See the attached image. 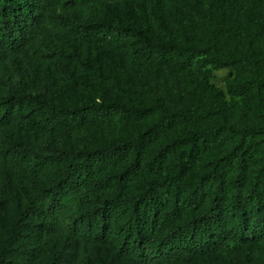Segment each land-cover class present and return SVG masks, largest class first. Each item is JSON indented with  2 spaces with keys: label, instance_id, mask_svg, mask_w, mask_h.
<instances>
[{
  "label": "trees",
  "instance_id": "16d2710c",
  "mask_svg": "<svg viewBox=\"0 0 264 264\" xmlns=\"http://www.w3.org/2000/svg\"><path fill=\"white\" fill-rule=\"evenodd\" d=\"M107 1L116 0H0V74L21 63L43 78L47 59L84 67L104 48L135 75L152 80L164 69L180 78L208 56V64L235 70L240 80L227 93L247 104L215 92L197 105L145 108L125 120L113 106L70 97H0V264H71L73 244L95 249L82 264H257L245 255L264 242L257 108L264 104V29L242 37L214 25L204 49L179 48L60 13ZM141 120L142 132L128 126ZM76 129L95 133L102 146L40 155L27 148L31 134Z\"/></svg>",
  "mask_w": 264,
  "mask_h": 264
},
{
  "label": "rangeland",
  "instance_id": "374dc122",
  "mask_svg": "<svg viewBox=\"0 0 264 264\" xmlns=\"http://www.w3.org/2000/svg\"><path fill=\"white\" fill-rule=\"evenodd\" d=\"M67 19L78 23L110 21L116 36L128 27L141 30L148 38L170 41L179 48L199 47L213 42L211 27L219 25L230 36L246 37L264 29V0H116L98 3L84 10H60ZM247 56L250 52L246 53ZM202 56L180 71V78H172L164 69H156L153 79L135 75L125 58L101 48L95 60L84 61L76 67L65 61L47 59L42 66L45 76L39 78L24 64L10 67L0 74V97L15 91L30 95L70 97L78 105L94 108L113 106L125 120L130 112L155 106L167 110L184 105H197L211 93L219 92L227 103L247 104L244 98H232L227 93L230 85L240 78L230 67L218 69ZM257 106V105H255ZM264 120V104L257 106ZM132 125L136 132L147 129L144 120ZM123 130L126 126L122 127ZM103 141L95 133L72 130L59 135L34 133L27 148L34 154H48L65 148L74 151L95 150ZM4 196L0 194V202ZM237 245L230 244L232 250ZM95 249L92 245L73 244L71 264L87 261ZM257 264H264V242L257 244L246 255Z\"/></svg>",
  "mask_w": 264,
  "mask_h": 264
}]
</instances>
